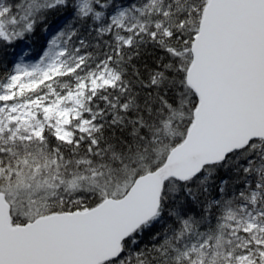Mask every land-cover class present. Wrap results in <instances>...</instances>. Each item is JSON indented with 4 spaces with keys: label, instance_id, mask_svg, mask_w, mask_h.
I'll return each mask as SVG.
<instances>
[{
    "label": "snow or ice",
    "instance_id": "6c2138e0",
    "mask_svg": "<svg viewBox=\"0 0 264 264\" xmlns=\"http://www.w3.org/2000/svg\"><path fill=\"white\" fill-rule=\"evenodd\" d=\"M8 49L0 264H264V0H0Z\"/></svg>",
    "mask_w": 264,
    "mask_h": 264
},
{
    "label": "trees",
    "instance_id": "16d2710c",
    "mask_svg": "<svg viewBox=\"0 0 264 264\" xmlns=\"http://www.w3.org/2000/svg\"><path fill=\"white\" fill-rule=\"evenodd\" d=\"M53 17H50V19H52ZM60 19H63V17H60L57 19V22L60 21ZM42 43V38H41V34L38 31L36 37L34 38V43H33V48L38 50L40 48V45ZM11 60H10V52L4 53V52H0V70H2V64L3 63H9L10 64ZM220 175L222 176L223 173H220ZM149 236L146 234L144 237V241L147 242Z\"/></svg>",
    "mask_w": 264,
    "mask_h": 264
},
{
    "label": "rangeland",
    "instance_id": "374dc122",
    "mask_svg": "<svg viewBox=\"0 0 264 264\" xmlns=\"http://www.w3.org/2000/svg\"><path fill=\"white\" fill-rule=\"evenodd\" d=\"M15 51L18 52L19 48H17ZM0 52H3V51H0ZM7 52H10V60H12L13 59V50L12 49H8Z\"/></svg>",
    "mask_w": 264,
    "mask_h": 264
}]
</instances>
